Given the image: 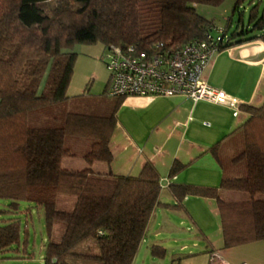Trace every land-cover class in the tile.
I'll list each match as a JSON object with an SVG mask.
<instances>
[{
    "label": "trees",
    "instance_id": "obj_1",
    "mask_svg": "<svg viewBox=\"0 0 264 264\" xmlns=\"http://www.w3.org/2000/svg\"><path fill=\"white\" fill-rule=\"evenodd\" d=\"M223 0H0V198L43 211L48 240L43 264H70L72 255L101 264H131L160 200V177L146 161L135 176L99 173L95 161L110 163L109 141L122 96H67L76 44L100 43L149 48L156 42L180 45L202 39L211 22L195 10L198 3ZM242 0H235L234 9ZM249 35L242 27L227 33L219 49L247 40L264 42V14L249 0ZM236 35L241 37L236 38ZM246 118L238 128L241 145L222 162L218 143L210 151L226 170L218 186L169 181L168 191L213 199L224 247L264 241V102L240 104ZM78 141L86 145L77 146ZM64 156H79L81 169L61 166ZM226 166L232 167L231 172ZM184 165L174 160L168 177ZM247 198L228 200L222 190ZM60 194L74 196L70 209L56 207ZM57 229L56 238L53 239ZM21 224H0V253L19 243ZM93 238L98 253H76ZM154 247H152L153 249Z\"/></svg>",
    "mask_w": 264,
    "mask_h": 264
},
{
    "label": "crops",
    "instance_id": "obj_2",
    "mask_svg": "<svg viewBox=\"0 0 264 264\" xmlns=\"http://www.w3.org/2000/svg\"><path fill=\"white\" fill-rule=\"evenodd\" d=\"M204 77L211 86L235 97L239 104L259 105L264 102V42L247 40L215 53ZM70 87L69 81V97L89 94L86 87L79 94L69 92ZM123 110L125 117L117 121L109 141L112 161L93 163L92 168L102 174L135 176L150 161L158 171L161 189L167 190L171 200L163 201L168 205L160 204L152 212L131 264H208L213 251L227 264H264V241L224 247L216 204L207 203L210 199L205 197H199L202 202H189V197L179 202L162 184L165 178L168 186L169 181L187 183L191 176L207 180L223 176L226 170L210 147L218 143L221 160L228 165L230 156L241 145L238 128L246 113L239 110L235 115L224 105L183 95L128 96L117 110V119ZM134 116L149 121L145 132L133 128ZM229 142L236 148L225 156L222 152ZM174 160L184 167L170 180L168 172Z\"/></svg>",
    "mask_w": 264,
    "mask_h": 264
},
{
    "label": "rangeland",
    "instance_id": "obj_3",
    "mask_svg": "<svg viewBox=\"0 0 264 264\" xmlns=\"http://www.w3.org/2000/svg\"><path fill=\"white\" fill-rule=\"evenodd\" d=\"M253 3H257L259 14H264V0H253ZM235 0H223L218 5H209L204 3H198L195 6V10L204 19L211 22L217 27L226 28L227 33L231 34L233 31H238L241 27L248 32L242 35H249L255 31L251 30V24L248 23L249 7L251 3L249 0H242L240 4L234 9ZM236 38L241 35H236ZM100 43L95 44H76L73 51L76 52V59L73 65V73L70 80L69 92L79 94L86 91L91 95H99L104 92L105 84L108 79V72L101 61V56L105 54ZM225 49V48H224ZM223 50V49H221ZM220 50V51H221ZM219 51V52H220ZM218 53V52H217ZM125 117V110L118 112L117 121L120 122L121 118ZM131 125L135 129H140L141 132H145L149 123L145 118L132 117ZM240 138V136H239ZM236 140V139H235ZM238 141V140H236ZM77 146H85V141H78ZM233 142V141H232ZM232 142L225 145L223 154L229 156L231 152L236 148V145ZM239 143V142H238ZM241 144V141H240ZM96 162L100 161H95ZM101 163V162H100ZM103 163V162H102ZM88 164L79 156H64L61 159V166L65 168L81 169ZM222 176L215 179L198 178L191 176L190 181L192 184L208 183L206 185L218 186ZM187 182V183H188ZM168 179L165 178L162 182L163 187H167ZM163 190V191H162ZM220 196L228 200H238L248 197V194L242 191L222 190ZM189 197V202H202L198 196H186ZM160 199L162 201L169 200L166 189H161ZM74 201V196L60 194L56 203V207L60 209H70ZM8 199L0 198V224L8 219H18L21 224V235L19 243L12 246L10 250L0 253V264H43L45 245L48 240V234L45 227V221L43 211L41 208L25 202H19V206L16 209L11 208L8 205ZM207 203L214 205L215 201L210 199ZM57 229L54 233L53 239L56 238ZM76 253H98V246L93 238H88L76 247H74ZM70 264H101L100 261L84 258L82 256H70L67 259Z\"/></svg>",
    "mask_w": 264,
    "mask_h": 264
},
{
    "label": "built area",
    "instance_id": "obj_4",
    "mask_svg": "<svg viewBox=\"0 0 264 264\" xmlns=\"http://www.w3.org/2000/svg\"><path fill=\"white\" fill-rule=\"evenodd\" d=\"M223 28L210 25L202 39H193L180 45L156 42L149 48L136 45H109L101 56L108 72V96L183 95L192 100H203L224 105L239 112L238 100L207 83L205 69L213 55L220 51ZM208 264H227L218 252H211ZM237 264H246L239 262Z\"/></svg>",
    "mask_w": 264,
    "mask_h": 264
}]
</instances>
